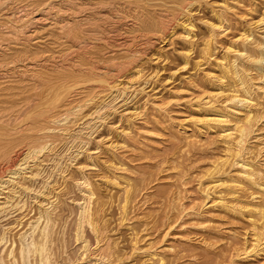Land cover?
I'll use <instances>...</instances> for the list:
<instances>
[{
    "label": "bare ground",
    "instance_id": "bare-ground-1",
    "mask_svg": "<svg viewBox=\"0 0 264 264\" xmlns=\"http://www.w3.org/2000/svg\"><path fill=\"white\" fill-rule=\"evenodd\" d=\"M201 2L208 4L207 0H0V264H133L126 250L118 247V238L108 234L112 228L107 210L116 202L120 227L137 195V181L125 175V164L117 156L126 138L135 135L132 125L139 113L138 101L124 96L141 94V107L145 110L150 104L154 114H161L171 99L149 98L152 94L145 91V64L159 61L163 53L154 49L156 55L144 60L142 55L163 36L173 40L172 54L178 59V67L168 69L167 76L192 69L186 86L199 89L195 100L190 98L194 100L187 119L191 129L185 126L173 136L183 135L187 151L198 144L220 150L200 171V203L193 212L200 216L208 204L246 219L250 239L244 237L233 246L232 256L264 255V10L221 46L217 38L229 28L225 9L231 2L219 9L215 5L218 10L209 3L206 8L213 18L200 17L203 30L198 35L192 13ZM55 48L59 50L54 52ZM151 64L149 76L156 79L164 68ZM116 111L125 120L122 128L115 125V118L107 120L116 117ZM101 153L107 159L101 161L100 180L118 189L115 200L85 172L98 166L93 156ZM70 217L72 239L79 248L73 257L66 238ZM130 234V250L142 255V262L172 260L165 256L166 249H152L148 242L145 248L138 246L137 234Z\"/></svg>",
    "mask_w": 264,
    "mask_h": 264
},
{
    "label": "rangeland",
    "instance_id": "rangeland-1",
    "mask_svg": "<svg viewBox=\"0 0 264 264\" xmlns=\"http://www.w3.org/2000/svg\"><path fill=\"white\" fill-rule=\"evenodd\" d=\"M223 1L207 0V3L208 4L210 3L212 8L215 10L217 9V7L219 9V7L221 8V6H226L231 2L230 5L226 6L227 9H225L226 15L228 14L227 17L229 19L228 20L229 28L224 31L225 36L221 35V37L219 36L220 38L219 37L217 38V40L219 39L218 41L220 42L221 46L224 45L227 40L232 39L234 37L233 35H236L238 33L237 31H239L240 28L244 26V24L246 25V23L249 22L252 17H253L252 19H254V17L256 18L258 16L257 14H259L261 11L264 10L263 9L264 0H253V2L252 0H235V1L225 0L224 2ZM232 2H236V3H232ZM204 3L205 2H201L202 5H199L200 7L199 6L196 7L192 13L195 19V23L197 24L196 28L198 30L196 31L198 35H200V31H201L200 29H202L200 17H202V19H206L208 17L207 19L209 20L213 18L212 13L210 12V9L206 8L208 7L207 6L208 4L205 5ZM231 5H232V8H234L232 9L233 11H231L230 9ZM252 7L254 8V10L257 11L259 9L260 11L258 10L256 12L252 9ZM43 34H41L42 37L44 36ZM221 40L223 41L222 43H221ZM218 41H217L218 49L216 52H219L220 47H221ZM172 43H173L172 39H169V37L163 36V38L161 37L158 40H155V43H154L155 46L151 47L146 54L142 55L143 60L146 59V56L152 59L153 56L156 55V54L155 55L153 54L154 49H155V51L157 52L161 51L160 53H163L162 56L166 54L167 58L168 57L170 58V59L168 58V60L165 59L166 60L165 61L163 60L164 57L161 56L159 61L157 60L156 61L154 60L155 62L151 61L150 63H147V66L145 64V72H146L145 74H148V76L145 75V78L146 80H148L147 84L149 83V85L147 84L145 85L147 86L145 91L147 92V95L152 94L149 98L157 97L155 99L164 100V102L168 101L171 98L167 106L166 104L163 105V106H166L167 108L163 107V110H162L163 112H161V114L157 112H155L154 114L153 113L154 110L151 108L150 104L146 105L145 110L141 107V102L144 99L142 98L143 96L140 97L141 94H138V96L140 95L139 98L141 101L138 99V96L136 93L135 94L132 93V95L131 93H129V95L127 93L126 96H124L126 98H128L127 96L129 97L131 96L130 98H128V101H131L133 98H134L133 101L136 99L138 101L136 104H139L140 106L138 105V109H137V111L139 112L137 116L138 119H134L133 124L135 126L132 125L133 132H131V134H133L134 132L136 133L135 135L133 134L134 136L131 135L133 138L131 136H130L131 138L130 137L126 138L127 140L129 138V140L128 141L126 140L127 143H125V148L123 146L117 150V156L118 158L121 159V162H124L123 165L125 164L123 166L125 168V171H124L125 175L127 177L129 176L131 181L134 179L133 180L134 183H136L137 181L136 183V185H138L136 188L137 195L132 204L133 206L131 205L128 209L131 213H128V216H127L128 219L126 220V222H124L125 225L127 224L126 226L124 224L121 225L120 227L119 225L117 226L118 217H119V210L116 206L117 204L116 202L111 203L112 205L109 204L110 208L107 207V209L109 208L107 210V213H108L107 217H110L108 218L109 220L108 225H110L109 227L112 228V230L108 234L110 235L112 233L110 235L112 239L113 238L115 239L116 237L118 238V239H115L119 241V242L117 241L118 247H120V249H122L123 251L126 250L124 253H126V255L128 256V260L130 261V263H133V264H146V263L142 262V260L144 259L142 258V255L132 253L133 251L130 250L131 245L129 241H130V237L132 236L130 233L132 232H135L137 234V238L139 239L138 246L140 245L141 247L142 246L144 247L146 246L148 242V244L152 245V249L154 248L156 249V247H157V250L166 249L164 251V254L166 253L165 256L168 257L169 261L172 259L170 262H168V264H264V255L262 253L261 254L259 253L258 256L256 257H254L253 255L252 256L247 255L248 257L247 256L243 257L244 256L243 255L242 258H239V259L232 256L233 251H234L233 248L236 247L238 244H240L244 237L247 240L250 239L251 230H249L246 219H242L241 217H239V215H235V213H230L226 211L225 213L224 210L218 207L208 208L209 207L208 204L202 208V212H201L202 214L200 215L201 217L200 216L197 217V215L195 216V213L193 212V210H195L198 204L200 203V198H199L200 194L197 192L198 177L200 173L208 166L206 164L209 163L210 161L209 158L212 159L213 156L214 157L217 156L216 155L217 152L219 156L220 150L219 148L217 149L216 146H212L213 148L207 147L204 144L203 140L200 141V144L203 143L204 147L203 146L201 147V145L198 144L199 145V146L197 145L198 147L196 145L193 148L189 147L188 151L187 149H184L185 147H183L184 140L180 138L183 135L181 136V134L179 133L182 132L183 128L187 129L186 127H188L189 129H191V125L187 119L189 118V115L194 109V100H195L194 97H195V93L199 92L196 90H199V89L198 88L193 89L192 87L190 88L188 87L189 86L188 80L190 76H193V73H194L192 69L188 68L183 71L179 70L178 72L175 73L176 75L174 74L171 76L172 78L169 77V75L167 76V74H169L168 72H170L169 70L171 69L173 70V69H176V67H178V59L174 58L175 55L173 56V54L175 53L172 51V47H173ZM55 49L56 51L54 52H57L59 50L57 48ZM151 63L157 66L159 64L160 66L159 68H161V66L164 68V70H162L163 74L161 73L160 74L161 76L159 75V77L158 78L156 77V79L155 77L154 78L152 77L151 79V77L149 76L150 74H152L150 73L152 70L151 69L152 66L154 67V65H152ZM148 65H150L151 67ZM146 67L148 70L146 69ZM208 67L207 65L202 66V68L204 69L206 68L208 69ZM200 76L201 74L199 73V77ZM184 79L187 81V83ZM186 84L188 86H186ZM151 88H153L152 91L150 90ZM177 89L179 92L177 91ZM185 89L186 91H184ZM180 90H182V92H180ZM172 92L173 93L178 92V93L176 95V93L173 94ZM183 92H186V93H183ZM168 96H171V97H169L168 99ZM173 97H174V101H172ZM180 98L181 99L183 98V99L181 100ZM190 98L194 99L193 102H190L192 101ZM118 104L116 103V107L119 106ZM117 111L115 114L116 117L113 114V115H110L109 117L111 118L108 117L107 120L114 121V118H115V121L116 120L118 121V122L114 121L115 125L119 124L117 127L122 128L124 127L125 120H123L124 119L123 117L122 118L119 117L120 114ZM141 111L142 112L144 111V112L142 113ZM156 113L159 114V116H156L157 115ZM184 120L187 121V124L186 122L185 123L183 122ZM133 127H134V130H133ZM119 128H117V130H120ZM100 129L102 130V127ZM172 132L173 133L179 132L177 133L178 136L176 135V137H174ZM112 134L115 137V133L113 132ZM199 147L201 148V150H199ZM182 148L184 151L181 150ZM214 149L217 151H215ZM102 154L103 153H101L100 155L98 154L97 156L95 154V156H93L94 162L95 160H97L95 162L98 165L97 167L101 165V167L95 168L99 170L97 171L95 169H92V170H87L85 172L86 174H89L90 178L92 177L91 181H93V183L95 184L97 183L99 187L101 186L100 188L103 193L107 192L108 196L109 194L110 195L112 194L111 196H113L112 198L115 200L116 195L118 194V189L113 188V187L111 188L110 186L106 187V185L103 184L102 181L100 180V173L103 174L102 172L104 171V169L102 168L101 161H103L104 159H107L106 155L104 154L103 155L104 157H103ZM199 157L201 158V160L199 159ZM203 159L205 160L208 159V160L204 161ZM5 174L6 173L2 175H5ZM73 196H75V193H73ZM193 205H196L195 208ZM179 214L181 217L179 216ZM72 219L73 217H70L68 221L69 224L67 223L68 226L73 225ZM70 222H72V225ZM70 226L67 229L68 232H66L68 235V236L66 235V238L68 239L67 249L69 251L68 252L69 255L71 254L72 256L71 255L70 256L73 257V255L74 256L78 255L79 248H78L77 243L74 242L75 240L73 241L72 239L74 238L73 229H72L73 226L72 227ZM130 228L131 230H129ZM113 230L115 231L113 232ZM113 234L114 236H112ZM152 241H154L155 243L154 242L150 243ZM165 247H168V249ZM169 247L171 249H169ZM76 248L78 249L77 254L74 253V250L76 252ZM251 257H253L252 258L253 260H250Z\"/></svg>",
    "mask_w": 264,
    "mask_h": 264
}]
</instances>
